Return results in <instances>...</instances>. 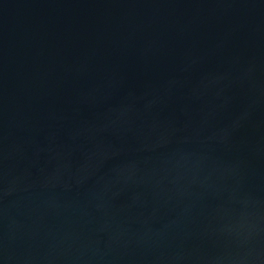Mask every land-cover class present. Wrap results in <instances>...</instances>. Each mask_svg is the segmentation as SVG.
Instances as JSON below:
<instances>
[{
    "label": "water",
    "instance_id": "water-1",
    "mask_svg": "<svg viewBox=\"0 0 264 264\" xmlns=\"http://www.w3.org/2000/svg\"><path fill=\"white\" fill-rule=\"evenodd\" d=\"M0 264H264V0H0Z\"/></svg>",
    "mask_w": 264,
    "mask_h": 264
}]
</instances>
